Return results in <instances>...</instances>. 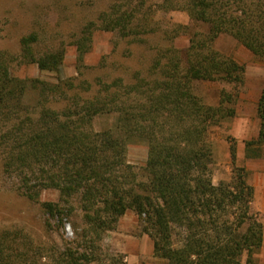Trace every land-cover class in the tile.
<instances>
[{
	"label": "trees",
	"instance_id": "16d2710c",
	"mask_svg": "<svg viewBox=\"0 0 264 264\" xmlns=\"http://www.w3.org/2000/svg\"><path fill=\"white\" fill-rule=\"evenodd\" d=\"M163 11L184 12L189 22L163 25ZM96 31L134 42L158 36L165 43L154 45L146 73L137 69L130 77L97 75L92 81L85 57ZM182 34H188L185 51L175 45ZM222 35L264 60V0H113L80 30L74 77L60 76L65 47L37 52L36 32L21 37V58L59 74L55 80L14 76L10 58L0 53V123H10L0 133L4 172H15L17 192L40 202L58 222L80 212L84 224L80 230L72 224L76 237L66 245L35 243L24 229H4L0 264H92L99 259L97 242L129 210L166 264H261L264 227L247 171L234 167L231 181L217 185L212 178L211 130L235 116L246 83L245 64L216 49ZM202 82L234 91L223 89L218 104H207L197 92ZM31 92L37 101L30 109L24 98ZM257 112L258 136L247 145L260 148L264 87ZM103 116L114 117L113 123L97 129ZM136 142L148 146L142 175L127 159ZM230 154L235 165L236 145ZM46 188L58 191L57 202L40 201ZM108 259L122 264L121 257Z\"/></svg>",
	"mask_w": 264,
	"mask_h": 264
},
{
	"label": "rangeland",
	"instance_id": "374dc122",
	"mask_svg": "<svg viewBox=\"0 0 264 264\" xmlns=\"http://www.w3.org/2000/svg\"><path fill=\"white\" fill-rule=\"evenodd\" d=\"M112 1L0 0V53L10 58L8 64L12 74L20 78H41L51 81L59 76L41 71L36 64L25 63L21 58V37L36 32L39 35L37 52L43 53L59 46L65 47L66 57L60 76L63 78L77 76L75 40L84 24L96 19ZM155 1L157 0H148V4ZM159 15L163 25H167L168 22L181 24L189 22L184 12L163 11ZM164 43L158 36L148 38L146 42H134L120 38L115 33L96 31L92 48L85 57L86 65L91 67L86 70V77L92 81L97 75L130 77L137 69L146 73L154 57L156 47L154 45ZM175 45L185 51L188 34L179 35ZM215 47L221 53L233 56L245 64L246 83L240 88L235 116L211 130L210 139L215 152L213 182L217 185L221 181H231L233 168L243 167L247 171L248 182L252 184L259 181L264 174V145L260 148L256 144L247 145V142L254 140L259 132L257 103L264 87V60L256 58L229 35L220 36ZM103 59L105 60L102 61ZM223 89L234 91L232 86L220 82H202L197 85V92L203 96L207 104L212 105L218 104ZM36 101L37 95L34 92L28 93L24 98L30 109ZM113 120L114 117H99L96 119L95 127L101 129L111 125ZM9 124L0 123V133L5 131ZM233 144L237 148L235 165L231 162L230 154V147ZM147 158L148 146L145 143L136 142L129 145L127 159L135 171L141 172ZM140 174L142 175V172ZM140 178L145 179L143 176ZM18 180L15 172H4L0 149V231L21 228L32 236L35 243L42 242L45 245L56 240L61 245L73 241L76 235L72 224L74 223L79 230L84 226L81 213H75L72 218L58 222L57 217H52L42 209L40 202L32 201L17 192ZM260 195H264L263 189L258 190V196ZM58 199V191L50 188L44 189L40 196L41 202H57ZM256 202L257 196L254 195L253 208L262 218ZM153 243L152 238L142 231L137 214L129 210L119 219L116 229L105 233L102 240L97 242V246L101 247L99 259L92 264H109L108 257L112 255L121 257L122 264H129L130 261L164 264V259L154 255ZM125 246L126 248H123Z\"/></svg>",
	"mask_w": 264,
	"mask_h": 264
},
{
	"label": "crops",
	"instance_id": "0c3cea01",
	"mask_svg": "<svg viewBox=\"0 0 264 264\" xmlns=\"http://www.w3.org/2000/svg\"><path fill=\"white\" fill-rule=\"evenodd\" d=\"M251 185L254 187V190H255V194L254 195H255V197L257 196L256 205H257L258 210L262 214L261 220L263 222V227H264V195L263 196L262 195L258 196V190L259 189H261V190L263 189L264 190V174L261 175V178H260L259 181L253 182ZM123 248H126V246L123 247ZM122 250L126 251L125 249H122ZM259 259H260L261 264H264V241H263V246L261 248ZM129 264H151V263H142V262H134V261L131 262L130 261ZM164 264H166V262Z\"/></svg>",
	"mask_w": 264,
	"mask_h": 264
}]
</instances>
